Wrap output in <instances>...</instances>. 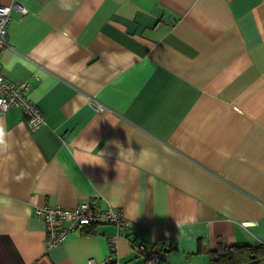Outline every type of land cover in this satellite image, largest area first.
I'll return each mask as SVG.
<instances>
[{"label":"crops","instance_id":"obj_1","mask_svg":"<svg viewBox=\"0 0 264 264\" xmlns=\"http://www.w3.org/2000/svg\"><path fill=\"white\" fill-rule=\"evenodd\" d=\"M11 2L28 12L11 11L0 73L30 82L45 123L0 114V264H145L140 244L158 264H230L264 244V0ZM90 196L130 227L46 248L34 206Z\"/></svg>","mask_w":264,"mask_h":264},{"label":"built area","instance_id":"obj_2","mask_svg":"<svg viewBox=\"0 0 264 264\" xmlns=\"http://www.w3.org/2000/svg\"><path fill=\"white\" fill-rule=\"evenodd\" d=\"M13 9L21 14L28 12V9L18 2L0 4V52L9 46L7 38ZM30 89L31 84L28 80H9L0 73V114L11 107H19L25 115L28 126L35 129L45 123V117L39 106L29 97ZM95 108L102 110L103 106L97 103ZM33 211L45 223L43 243L46 248L60 244L71 230L79 226L108 222L115 225L116 235L123 234V231L130 227L122 210L104 201L100 196H90L71 207L58 203L35 205ZM116 235L108 240L111 252L116 247ZM135 247L144 254L145 264H158L160 261L161 252L155 248L142 244ZM111 259L114 258L110 253L100 260L88 258L84 264H107ZM259 264H264V262Z\"/></svg>","mask_w":264,"mask_h":264},{"label":"trees","instance_id":"obj_3","mask_svg":"<svg viewBox=\"0 0 264 264\" xmlns=\"http://www.w3.org/2000/svg\"><path fill=\"white\" fill-rule=\"evenodd\" d=\"M221 255L232 260L230 264H259L264 262V244H259L256 247L249 245L233 246ZM114 263L115 260L111 259L107 264Z\"/></svg>","mask_w":264,"mask_h":264},{"label":"clouds","instance_id":"obj_4","mask_svg":"<svg viewBox=\"0 0 264 264\" xmlns=\"http://www.w3.org/2000/svg\"><path fill=\"white\" fill-rule=\"evenodd\" d=\"M7 147V142L5 140V133L3 128H0V148H6ZM157 159L155 155L149 159V154L147 151H141L139 159L136 161V163L140 166H148L152 160Z\"/></svg>","mask_w":264,"mask_h":264}]
</instances>
